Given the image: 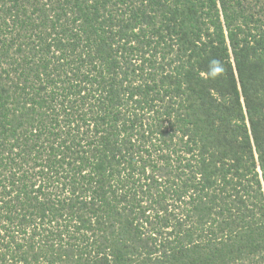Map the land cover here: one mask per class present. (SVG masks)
Instances as JSON below:
<instances>
[{
  "label": "trees",
  "instance_id": "16d2710c",
  "mask_svg": "<svg viewBox=\"0 0 264 264\" xmlns=\"http://www.w3.org/2000/svg\"><path fill=\"white\" fill-rule=\"evenodd\" d=\"M0 264H264V0H0Z\"/></svg>",
  "mask_w": 264,
  "mask_h": 264
},
{
  "label": "clouds",
  "instance_id": "9594fccd",
  "mask_svg": "<svg viewBox=\"0 0 264 264\" xmlns=\"http://www.w3.org/2000/svg\"><path fill=\"white\" fill-rule=\"evenodd\" d=\"M218 61H213L212 62V65L215 66V65H218ZM220 71V68L218 67H213L212 70L210 71V75L215 78L216 74Z\"/></svg>",
  "mask_w": 264,
  "mask_h": 264
}]
</instances>
